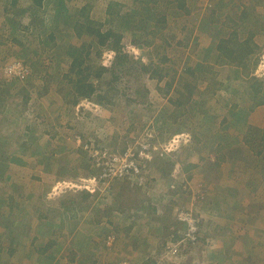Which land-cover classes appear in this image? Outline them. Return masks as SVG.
<instances>
[{"label":"rangeland","instance_id":"1","mask_svg":"<svg viewBox=\"0 0 264 264\" xmlns=\"http://www.w3.org/2000/svg\"><path fill=\"white\" fill-rule=\"evenodd\" d=\"M37 1L0 0V159L11 152L37 166L16 174L36 181L34 191L25 189L34 195L18 192L2 206L8 221L22 211L33 227L14 230L25 255L17 262L135 264L141 250L154 264H264V168L235 158L248 155L240 151L245 121L264 126L249 89L251 78L264 81V30L244 71L217 63L220 40L235 33L245 40L254 28L244 8L251 3L263 18L264 0H187L176 8L175 0H52L46 11ZM63 2L73 16L89 3V20L67 16ZM109 30L118 39L99 42L97 32ZM117 49L128 62L115 61ZM74 54L110 103L87 94L75 104L72 83L62 80ZM19 60L31 69L24 82L4 74ZM150 64L155 75L142 69ZM70 203L80 206L65 212ZM141 205L130 217L136 231L145 226L138 240L136 231L112 230L111 221L125 227ZM186 211L198 221L200 244L175 256L154 248L151 235L164 242L185 229L179 217ZM50 239L56 243L42 252Z\"/></svg>","mask_w":264,"mask_h":264},{"label":"trees","instance_id":"2","mask_svg":"<svg viewBox=\"0 0 264 264\" xmlns=\"http://www.w3.org/2000/svg\"><path fill=\"white\" fill-rule=\"evenodd\" d=\"M45 1L47 3H49V4L52 2V0H38L36 2L37 6H40V7L44 6L43 7L44 11L47 10V7L44 5ZM165 2L168 3V2H170V0L169 1H165ZM196 2H198V5H201L199 0H193V6H194V3H196ZM248 2L250 3V0ZM186 3H187V0H175V3H173V5H174V8H176L175 4L177 6H179V7L180 6L182 7V5H186ZM169 6L171 7L170 3H169ZM110 7H112V4L109 5V10H110ZM61 8L64 9L63 11L66 12L67 16L68 15L69 16H73V15H71V13H68L69 9H67L66 2L62 3ZM112 9H113V7H112ZM112 9H111V11H112ZM244 10H245V16L243 17V20L246 21V22L248 21L249 24L254 29L250 30V32L248 34V37L245 40H240L238 35H237V33H235L233 36H230L227 39H221L220 43L217 46V50H218V53H219V60H218L217 63L220 66L221 65H231L232 64L233 66H236V67H239V68L241 67V69H243V71L247 67V62H248L249 57L251 55H254L255 53H257V51L259 50V46L257 45V43L254 42L256 34L260 31V29L264 30V17L261 18L260 16L256 15L253 5H251V3H250L248 6H246L244 8ZM90 11H91L90 4L87 3L83 8L79 9V11H76L75 13H77V16H73V17H75V18L80 17L82 20L87 21V20H89ZM57 17H59V15ZM70 18H72V17H67L68 20ZM80 18H78L77 21L81 22ZM165 20H166V17L161 18V16H158L157 22L161 21L160 23H162V22H165ZM11 23H13V19L11 20ZM18 26L14 27V28L15 29H21L20 26L19 27ZM158 31H160V28L159 29L157 28V30L154 31L153 33H157ZM193 33H194V30L192 28L189 31H186V35H189V37ZM97 38H98L99 42L105 43L109 39H111L113 41L117 40L118 39V35L116 33H114L113 30H109V31H107L104 34L101 33L100 31H98L97 32ZM80 48H82V47L78 46V48H76L75 51L79 50ZM68 51H70V50L64 49L61 52L62 53L64 52V54H65V53H68ZM69 54H71V53H69ZM79 55H81V54H79ZM79 55H76V56H75V54L73 55L72 63L70 64L69 67H67V68H69V73H65V75L63 76V79H62V80H64V83L68 82V81H70V83H72L73 92H74L73 93V99H74L75 104L77 103V101L79 99H84L87 94L88 95H96L97 99H98L97 102H100L102 104H104V103L106 104L107 102L110 103L111 97L109 95L103 93L102 91L98 92V88L96 87V85L93 82L92 83L87 82V80H86L87 77L85 75L86 69H82L83 68L82 64L84 62V58L81 60L79 58ZM19 61H21V60H19ZM115 61L119 62L118 64H120V62H122V63L125 62L126 63V62L129 61V56L128 55H122L121 52L118 50ZM23 63L26 65V63L24 61H23ZM142 69L144 71H146V72H149V73L151 72V74L153 73L151 64L146 66V67H142ZM29 70L31 71L30 68H29ZM71 73H73V75L77 74L76 76L79 75V78L75 81L72 78V76H70ZM97 75H98L97 79H99L101 74L97 73ZM153 75H155V71H154ZM114 76H115V78L118 77V75H116L115 73H114ZM27 80H25V81H27ZM20 82H24V81H20ZM250 82L251 83H250L249 89H250V92H251V95H252V98H253V102L256 105L255 108L264 107V81L260 80V79H257V78H251ZM168 87L170 88V85ZM168 93H169V91H168ZM202 104L204 105V103H202ZM244 113L247 115V111H244ZM247 116H249V115H247ZM245 124H246L245 127L249 128V129H247L246 137L245 138H241L242 141H243V146L240 147V151L242 153H246L247 152L248 155L242 157L240 155V153H237L236 155H239V156L235 155V158L238 161H240V166L243 165V163H241V162H243L242 160L245 159V162H247V163L252 161L253 168H255V170H259L260 168H264V126L261 129L255 127L254 125L251 126L248 123V120L245 121ZM133 126H135V125H133ZM5 143H10V142H9V140H7ZM250 148H252V152H250ZM145 162L148 163L149 165H153L155 163L152 160H151V163H150V161H145ZM84 197L85 198H84L83 202H86L87 199L90 197V195L88 193H85ZM79 206L80 205H76L74 203H70V206L66 208L65 212L77 210L79 208ZM113 210L114 209H111L110 212L107 213V216H111L110 213H112ZM133 210H136V212H140L141 213V212L144 211V206H142V205L140 207L136 206L130 212H128L127 219H123L125 222H128L125 227H124L123 224H120L119 218H118L119 221L117 220V222H112L111 221L110 225L113 228L112 230L115 231V232H120V233L122 231L127 236H129L128 234H132L133 232H135L136 231L135 227L137 226V224H136V222L133 221V219L130 218V217H133V212H132ZM112 215H114V213H112ZM183 227L185 228L184 224H183ZM144 228H145L144 225L139 224V227H138L136 233L133 234V236L136 237V240H138L137 237L144 230ZM165 228L166 227H164V229L162 230L161 236H163V234L165 232H166L165 234L167 235V231L168 230L165 229ZM182 231H183V228H182ZM64 232H65V230L62 231L63 234H64ZM169 234H171L170 238L167 241H164V242L161 239H159L160 237L155 238V234L151 235L150 238L154 242V248H156L157 250H161L162 251V250H164L163 247H165L164 251L167 253V249L166 248H167V245L170 242L176 243V242L182 240V238H183L181 236V233L179 234L178 231H173V233L170 232V233H168V235ZM90 239H86L87 250L90 249V247H89ZM35 240L37 241L38 238L34 237L32 242H34ZM55 243H56L55 239H50L48 241V243L45 245V248L41 249V251L45 252L46 250L51 248ZM188 248L190 250L193 249L194 248L193 243H191V242L190 243H186L184 245V247H183V250H187ZM183 250H181V253H182ZM141 253H142V251L140 250L139 254L134 258V262L140 263V264H154L155 263V261L151 257H149L148 254L147 255L144 254L145 256L144 255L140 256ZM177 258H181V257H177ZM246 260L248 262L254 261V259L252 257H249ZM242 262H243V259L240 261V263L242 264ZM231 263L232 264H237V263H235L233 261Z\"/></svg>","mask_w":264,"mask_h":264},{"label":"crops","instance_id":"3","mask_svg":"<svg viewBox=\"0 0 264 264\" xmlns=\"http://www.w3.org/2000/svg\"><path fill=\"white\" fill-rule=\"evenodd\" d=\"M124 2V0H123ZM126 2V0H125ZM253 112V111H251ZM254 112H262L264 114V109L262 108H255ZM220 121V120H218ZM217 120L215 122H218ZM11 152H5L4 156L0 159V197H4V200H0V247H6L9 243L10 249H7V252L5 248L1 249L0 248V263L1 264H20L17 261H21V259L25 257L24 254H21L19 251L21 250V244L18 243L16 240V234H15V229H23L26 232L31 231L33 229L32 225L27 224L25 214L22 213V211H14L16 215L12 217V221H8L7 218L4 217V210L2 209V206H5V202L7 203L8 201L14 202L16 199H14V194L19 193H25L26 196L25 198H29V196L34 195V194H27L25 191H34L33 190V184L32 182H36L35 180H30L29 183L27 181L22 180L21 178H17L16 174H20V171L25 172V169H30L32 166L34 167L35 164L31 163L32 161L29 160L28 164L25 162H22V159H15L13 156V153ZM9 157V158H7ZM25 157V156H24ZM31 161V162H30ZM37 166H35L36 168ZM15 175V176H14ZM41 177V176H39ZM38 181V180H37ZM35 188V187H34ZM7 200H6V199ZM1 199V198H0ZM11 199V200H10ZM15 203V202H14ZM29 204V205H28ZM32 207V201L28 200L27 204L25 203V211L30 212ZM13 212V211H11ZM19 215V217H18ZM15 218L18 220L15 222ZM253 219V218H252ZM7 221V222H6ZM1 222L5 224H1ZM2 225L4 227H2ZM29 231V232H30ZM18 235V234H17ZM218 238V237H217ZM7 241V245H3V242ZM19 244V246H18ZM227 245V244H226ZM18 249V250H17ZM233 255V254H232ZM188 258V257H187ZM187 260V259H186Z\"/></svg>","mask_w":264,"mask_h":264},{"label":"built area","instance_id":"4","mask_svg":"<svg viewBox=\"0 0 264 264\" xmlns=\"http://www.w3.org/2000/svg\"><path fill=\"white\" fill-rule=\"evenodd\" d=\"M4 74L11 79H16L18 81H25L30 76L29 67H27L21 61H14L8 64L4 68ZM147 149V147H145ZM135 157V155H134ZM128 165L122 169V171H126ZM112 171V170H111ZM179 221L185 225V229L181 232V236L183 237L182 240L172 243L170 242L167 245V253L175 256L178 252L183 250V247L186 243H193V246L200 244V231L197 219L193 216L192 213L183 212L180 217ZM114 239L112 237L109 238V243H111Z\"/></svg>","mask_w":264,"mask_h":264}]
</instances>
